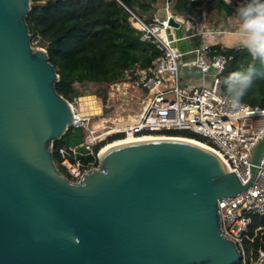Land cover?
Returning <instances> with one entry per match:
<instances>
[{
	"label": "water",
	"instance_id": "obj_1",
	"mask_svg": "<svg viewBox=\"0 0 264 264\" xmlns=\"http://www.w3.org/2000/svg\"><path fill=\"white\" fill-rule=\"evenodd\" d=\"M31 8L0 0V264H241L219 207L255 182L264 136L246 181L178 135L113 142L71 181L53 147L73 110L47 50L33 45ZM170 25L174 40L181 24Z\"/></svg>",
	"mask_w": 264,
	"mask_h": 264
},
{
	"label": "built area",
	"instance_id": "obj_2",
	"mask_svg": "<svg viewBox=\"0 0 264 264\" xmlns=\"http://www.w3.org/2000/svg\"><path fill=\"white\" fill-rule=\"evenodd\" d=\"M117 1L130 14L132 25L142 33L141 39L155 43L162 50V56L149 72H135L134 75H140L138 80L132 81L133 71L127 72L135 92L130 98L140 103V109L133 118H128L124 126L116 127V118L107 117L100 110L91 111L85 100L92 98L91 95L70 101L73 122L69 130L82 131L84 140L68 148L61 146L55 150L53 147L54 157L56 154L58 156V159L55 157L57 168L61 171L59 164L68 172L67 177L71 181L78 182L87 171L98 166L99 156L111 144L108 139L113 135L120 134L122 138L117 141H126L129 138H165L169 136L168 133L182 131L197 136L192 139L217 153L230 172L236 173L241 181H246L250 174L249 157L264 136V107H251L243 103L247 111L238 113L227 103V95L223 91L227 59L208 54L211 44L207 37L222 33L209 29L189 30L186 22L184 32L189 34L185 35L198 37L202 43L183 53L176 45V38L170 39V32L174 29L170 25V18L174 17L181 27L184 19L175 16L169 5L164 18L147 21L121 0ZM228 5L237 8L236 2ZM186 55L195 58V65L206 83L196 86L185 82L182 59ZM209 75L212 76L210 81L207 78ZM116 91L113 92L118 94L120 90ZM219 211L223 233L237 244L241 264H261L264 260L261 252L264 251L260 252L258 258L250 259L244 242L253 240L247 233L251 215L264 216V156L253 185L235 197H225Z\"/></svg>",
	"mask_w": 264,
	"mask_h": 264
},
{
	"label": "trees",
	"instance_id": "obj_3",
	"mask_svg": "<svg viewBox=\"0 0 264 264\" xmlns=\"http://www.w3.org/2000/svg\"><path fill=\"white\" fill-rule=\"evenodd\" d=\"M32 8L27 22L33 36V44L47 50L49 58L59 75L56 89L69 101L85 95L106 97L114 83L129 81L127 72H132V81L140 75L139 70L149 72L162 56V50L153 42L143 41L128 11L117 0H31ZM127 7L147 19L152 2L158 0H121ZM176 12L192 8H205L236 14L224 0H163ZM149 21V19H147ZM211 57L224 56L227 67L223 81L234 71L254 69L253 85L243 98L251 107H264V64L253 58L244 46L223 47L213 44L208 48ZM226 94V86L223 83ZM169 135L195 138L188 132H171ZM122 136L113 135L108 143ZM84 140L80 130H69L55 143L58 147L78 145ZM58 159L57 154L55 155ZM247 233L253 240H245L248 257L258 258L264 251V216L251 215Z\"/></svg>",
	"mask_w": 264,
	"mask_h": 264
},
{
	"label": "rangeland",
	"instance_id": "obj_4",
	"mask_svg": "<svg viewBox=\"0 0 264 264\" xmlns=\"http://www.w3.org/2000/svg\"><path fill=\"white\" fill-rule=\"evenodd\" d=\"M236 2L237 8L241 5V3H244L245 0H232V4ZM169 5L170 11L177 16L180 20L181 18L184 19L182 20L183 26L181 29L174 30L175 33V38L177 40V47L181 50V52L186 53L189 50H192L194 47L199 46L202 43V39L198 37H189V34L184 32L186 30V22L187 26H189L192 30H201V29H209L212 31H220L222 34L229 33L228 27H235L237 23H241V20L239 16L234 14L233 16H228L225 12L223 11H218L214 10L212 12H208L205 8L198 9V8H192L190 10L184 11V12H176L173 9V6L168 4L167 2H164L163 0H158L156 2H152L151 4V9L146 17L149 19V21H155L157 19H160L161 17L164 18L167 8ZM231 8L234 10H237L235 8V5H229ZM164 15V16H163ZM146 19V20H147ZM189 24V25H188ZM228 25V26H227ZM227 34L223 35L226 36ZM222 35H214L207 37V40L209 42L211 41L212 38H218L221 39ZM205 38V37H204ZM34 47H40V46H35ZM239 44H223V47H235L238 46ZM186 56H191V55H186ZM193 57V56H192ZM188 63L192 66L191 67V72H197L201 76H203L202 72L196 67L195 65V58H190L187 60ZM182 76L184 79L189 78V73L183 72L182 69ZM208 80L210 81L212 76H207ZM120 84H123L122 86ZM116 86V87H115ZM121 86V87H120ZM119 91L118 94L114 93L113 91ZM116 91V92H117ZM132 94H135L133 88H132V82L127 81V82H122L119 83L117 82L116 84H112L109 87V95L104 99L103 97H98L97 95H91L93 96L92 98L85 99L86 103H89L88 105L91 108V111L96 112L97 110H100L101 112L105 113L107 117H115V118H121L123 117L125 121H128V118L131 116L136 115V113L139 112L140 109V103L136 100H132L130 96ZM113 95V96H111ZM99 107H98V106ZM59 168L61 169V172L68 176V172L63 170L61 166L58 164Z\"/></svg>",
	"mask_w": 264,
	"mask_h": 264
},
{
	"label": "clouds",
	"instance_id": "obj_5",
	"mask_svg": "<svg viewBox=\"0 0 264 264\" xmlns=\"http://www.w3.org/2000/svg\"><path fill=\"white\" fill-rule=\"evenodd\" d=\"M225 3L231 4L232 0H225ZM236 13L241 20V43L253 60L264 64V0H245ZM254 72L255 69L250 65L247 70L230 73L224 80L227 103L238 113L247 111L242 101L253 85ZM261 257H264V252H261Z\"/></svg>",
	"mask_w": 264,
	"mask_h": 264
},
{
	"label": "crops",
	"instance_id": "obj_6",
	"mask_svg": "<svg viewBox=\"0 0 264 264\" xmlns=\"http://www.w3.org/2000/svg\"><path fill=\"white\" fill-rule=\"evenodd\" d=\"M226 13V12H225ZM166 15V14H165ZM164 16V15H163ZM233 16V15H232ZM162 18V17H161ZM240 25L241 23H237L236 26L234 27H228L229 33H225L227 34L226 36H223L225 34H220L221 39L216 38H212L211 41L209 42L211 45L213 44H221L223 46V44H239L238 46H243V44L241 43L242 39H243V35L240 32ZM228 26V25H227ZM223 33V32H222ZM235 46V47H238ZM233 47V46H231ZM193 58L192 56H184L182 59V69L183 72L189 73V78L185 79V82L188 84H193L196 86L202 85L204 83H206L207 81L197 72H191V65L188 63V59Z\"/></svg>",
	"mask_w": 264,
	"mask_h": 264
},
{
	"label": "bare ground",
	"instance_id": "obj_7",
	"mask_svg": "<svg viewBox=\"0 0 264 264\" xmlns=\"http://www.w3.org/2000/svg\"><path fill=\"white\" fill-rule=\"evenodd\" d=\"M116 87V86H115ZM126 124V121H125V119L123 118V117H121V118H116L115 119V126L116 127H118V126H124ZM145 139H149V138H145ZM155 139V138H154ZM139 140H144V139H139ZM131 141H137V139H133V138H129L128 140H126V141H117L116 143H123V142H131ZM191 141H193V142H197V141H195V140H191ZM197 143H199V142H197ZM115 144V143H114ZM200 144V143H199ZM112 145V144H111ZM111 145H108V146H111ZM107 146V147H108ZM106 147V148H107ZM104 150H105V148H104Z\"/></svg>",
	"mask_w": 264,
	"mask_h": 264
}]
</instances>
